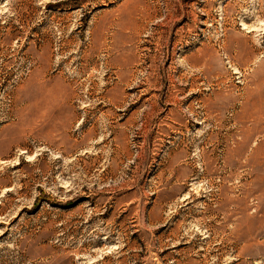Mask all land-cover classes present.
<instances>
[{
    "label": "rangeland",
    "instance_id": "rangeland-1",
    "mask_svg": "<svg viewBox=\"0 0 264 264\" xmlns=\"http://www.w3.org/2000/svg\"><path fill=\"white\" fill-rule=\"evenodd\" d=\"M0 264H264V0H0Z\"/></svg>",
    "mask_w": 264,
    "mask_h": 264
}]
</instances>
